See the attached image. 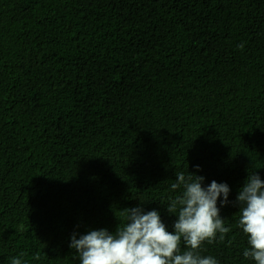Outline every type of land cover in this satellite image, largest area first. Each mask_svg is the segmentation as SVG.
<instances>
[{"label":"trees","instance_id":"1","mask_svg":"<svg viewBox=\"0 0 264 264\" xmlns=\"http://www.w3.org/2000/svg\"><path fill=\"white\" fill-rule=\"evenodd\" d=\"M177 172L230 188L200 254L255 264L235 202L264 181V0H0V264H80L72 235L138 206L173 231Z\"/></svg>","mask_w":264,"mask_h":264},{"label":"clouds","instance_id":"2","mask_svg":"<svg viewBox=\"0 0 264 264\" xmlns=\"http://www.w3.org/2000/svg\"><path fill=\"white\" fill-rule=\"evenodd\" d=\"M239 47L243 50L244 45ZM203 182L202 176L176 173L171 190H179V194L170 197L166 207L177 217L171 232L158 211L144 212L138 206L124 209L126 223L115 232L90 230L78 239L73 234L70 248L78 254L80 264H218L214 257L202 256L200 250L205 242H216L217 234L219 241H224L231 231L220 215V207L229 203L230 188L215 180L204 187ZM235 203L239 205L238 224L249 245L243 256L264 264V181L259 175L248 176ZM181 243L186 246L183 252ZM21 256L23 253L12 258L11 264H22Z\"/></svg>","mask_w":264,"mask_h":264}]
</instances>
